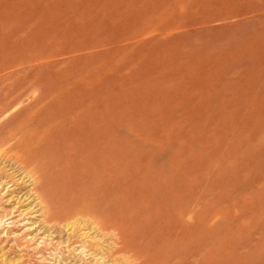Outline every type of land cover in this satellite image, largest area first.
Masks as SVG:
<instances>
[{
  "label": "rangeland",
  "instance_id": "1",
  "mask_svg": "<svg viewBox=\"0 0 264 264\" xmlns=\"http://www.w3.org/2000/svg\"><path fill=\"white\" fill-rule=\"evenodd\" d=\"M0 90V139L39 137L53 199L108 189L142 217V264H264V0H0ZM5 163L0 264H79L97 231L53 229Z\"/></svg>",
  "mask_w": 264,
  "mask_h": 264
},
{
  "label": "bare ground",
  "instance_id": "2",
  "mask_svg": "<svg viewBox=\"0 0 264 264\" xmlns=\"http://www.w3.org/2000/svg\"><path fill=\"white\" fill-rule=\"evenodd\" d=\"M8 94L9 91L0 90V114L7 110L10 105V100L7 99ZM50 94L51 93H49V95ZM51 95L53 96V94ZM61 119L64 120L62 121L63 124L73 126V124L80 121L81 115L75 110L71 111ZM96 123V120H94L91 123V127L96 125ZM94 128H96V126ZM17 130L15 128L10 129L6 133L5 138L0 139V157L4 162L10 165V169L15 165V168L12 170L13 173L6 176L8 178V180H6L11 183L10 186H19L17 179H14L15 173L17 176L18 172H21L28 178H31L32 187L28 192H31L34 199L37 201V204H40L44 209H42L43 212H41V214L44 216L47 224H52L51 227L53 229H56V226H61L62 228L69 227L73 233L74 229L78 228V226L88 225L90 226L89 229L97 231L98 238L91 235L92 237H89L90 240H88L85 235L83 238L79 237L81 239L78 238V240H73L71 242V244L74 242V244H76V242H78L80 246V250L77 251L78 253H74L76 249H71L70 251V254H72L76 262H79V264H111L113 262L119 264L136 262L137 264H142L141 254L143 253L142 241L144 236L141 232L143 227L142 217L138 218L133 215L124 216V210L126 209L123 205H111L110 198L112 193L108 189L92 191L87 197H79L78 193L73 191L67 200L60 201L58 199H53L50 192L51 189L48 187L49 184L46 182L44 170L41 168L40 163L37 160L40 147L39 137L36 138L29 135L24 136L23 134L24 137L16 139L15 136ZM87 133L85 140L81 137L78 138L77 146L79 147L88 144L90 150L99 153V166L101 171V176L99 178L102 183L105 181L107 182L110 168L104 155V148L101 146L102 144L104 145L105 141L97 136L95 130H89ZM83 134L84 133L81 135ZM100 147L103 150L100 149ZM7 169H9V167ZM36 211L38 212V210ZM67 232L68 231H66V233ZM71 238L73 239V235L69 234L67 240ZM96 256H98L100 261L94 258ZM70 263L72 264V262Z\"/></svg>",
  "mask_w": 264,
  "mask_h": 264
}]
</instances>
